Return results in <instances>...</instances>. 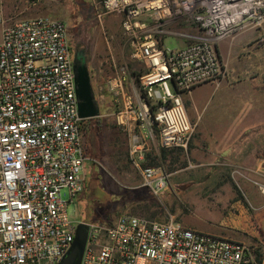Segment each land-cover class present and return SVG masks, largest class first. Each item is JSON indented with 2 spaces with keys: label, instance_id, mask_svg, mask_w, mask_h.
Returning a JSON list of instances; mask_svg holds the SVG:
<instances>
[{
  "label": "built area",
  "instance_id": "obj_1",
  "mask_svg": "<svg viewBox=\"0 0 264 264\" xmlns=\"http://www.w3.org/2000/svg\"><path fill=\"white\" fill-rule=\"evenodd\" d=\"M94 3L100 19L122 15L131 57L145 64L136 91L127 86L125 66L116 69L107 88L115 122L128 133L142 184L160 196L169 187V174L143 164L152 137L157 135L161 147L187 149L196 125L188 117L183 94L222 81L226 64L218 44L245 26L261 28L264 0ZM0 23V264H58L77 226L68 203L86 183L84 119L79 115L70 31L63 19L46 15L8 24L0 17ZM171 24L186 30L171 31ZM165 36L179 38L181 45L166 46ZM255 183L264 194V186ZM63 188L69 191L68 201L61 195ZM84 223L88 237L80 264L255 261L247 243L194 229L173 216L160 221L123 213L112 224Z\"/></svg>",
  "mask_w": 264,
  "mask_h": 264
},
{
  "label": "rangeland",
  "instance_id": "obj_2",
  "mask_svg": "<svg viewBox=\"0 0 264 264\" xmlns=\"http://www.w3.org/2000/svg\"><path fill=\"white\" fill-rule=\"evenodd\" d=\"M97 13L94 0H0V17L3 19L37 15L63 19L68 25L75 52L85 50L100 106V116L95 120L101 123L91 120L85 125L87 188L68 203L71 220L76 225L85 221L112 224L119 215L130 213L161 221L173 216L187 224L188 221H203L214 214L220 218L230 211L237 212L228 199L225 203L222 201L230 191H239L238 184L241 185L244 177L227 167L198 165L190 152H170L164 164L159 162L157 166L169 174V187L160 196L143 186L140 170L134 166L129 152L128 133L115 122V106L107 86L118 67L125 66L133 74L134 71L144 72L145 64L131 57L122 28V15L104 14L100 19ZM168 28L171 31L186 30L176 24ZM1 35L0 23V40ZM164 41L171 48L181 45L180 39L174 36H165ZM227 70L226 64V74ZM170 88L174 91L171 81ZM213 97L216 100L219 93ZM154 137L157 139L156 135ZM150 144L152 146V140ZM250 155L247 154V161ZM61 195L65 201L70 198L67 188L61 190ZM262 214L264 229V210ZM259 234L254 239L245 236L240 239L253 247L255 262L252 264H260L256 248H261L264 253L263 231Z\"/></svg>",
  "mask_w": 264,
  "mask_h": 264
},
{
  "label": "crops",
  "instance_id": "obj_3",
  "mask_svg": "<svg viewBox=\"0 0 264 264\" xmlns=\"http://www.w3.org/2000/svg\"><path fill=\"white\" fill-rule=\"evenodd\" d=\"M15 17L26 18L1 19L8 24L17 20ZM218 49L228 66L227 74L220 83H203L183 94L196 131L187 149L173 152H190L198 165L227 167L244 179L238 184L239 191H230L222 201L228 199L237 212L230 211L220 218L214 214L185 225L231 239L240 240L243 236L254 239L264 230L261 225L264 194L255 183L264 186V24L261 28L243 27L233 37L221 40ZM140 73H129L127 86L131 91L138 89ZM217 93L219 97L214 100ZM154 138L148 151L155 150L159 162L164 164L158 137ZM247 154H251L249 161ZM260 264H264V256Z\"/></svg>",
  "mask_w": 264,
  "mask_h": 264
},
{
  "label": "water",
  "instance_id": "obj_4",
  "mask_svg": "<svg viewBox=\"0 0 264 264\" xmlns=\"http://www.w3.org/2000/svg\"><path fill=\"white\" fill-rule=\"evenodd\" d=\"M79 115L83 119L100 116L90 70L86 57L78 50L74 55ZM88 237V225L80 222L76 226L74 241L58 264H80Z\"/></svg>",
  "mask_w": 264,
  "mask_h": 264
},
{
  "label": "trees",
  "instance_id": "obj_5",
  "mask_svg": "<svg viewBox=\"0 0 264 264\" xmlns=\"http://www.w3.org/2000/svg\"><path fill=\"white\" fill-rule=\"evenodd\" d=\"M143 71H141L140 74H142ZM139 75V74H138ZM95 119H98V117L96 118H90V119H84L82 121V131L84 133L85 129H86V123L87 121H91V120H95ZM97 123L101 121H97L95 120ZM101 124H99L100 126ZM173 149H177L179 150V148H164V147H161L160 148V153H161V157L162 159L166 160L170 154V152H173ZM156 151L155 150H151L150 152H148L146 154V161L144 163L145 166H157L159 164V156L158 154L155 153ZM87 188V182L85 183V189L84 191L86 190ZM147 188V187H146ZM148 189V188H147ZM86 222H91V221H86ZM255 254H256V258L258 259V261L260 262L262 257L264 256V253L261 252V248H256L255 250Z\"/></svg>",
  "mask_w": 264,
  "mask_h": 264
},
{
  "label": "flooded vegetation",
  "instance_id": "obj_6",
  "mask_svg": "<svg viewBox=\"0 0 264 264\" xmlns=\"http://www.w3.org/2000/svg\"><path fill=\"white\" fill-rule=\"evenodd\" d=\"M73 49H74V48H73ZM78 50H80L81 53L86 57V55H85V50H84V49H78ZM78 50H76V52H77ZM76 52H75V50H74V53H76Z\"/></svg>",
  "mask_w": 264,
  "mask_h": 264
}]
</instances>
